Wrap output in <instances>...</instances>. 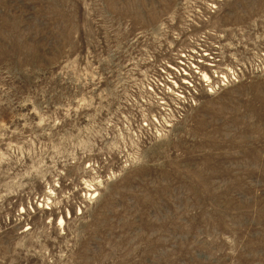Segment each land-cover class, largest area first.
I'll list each match as a JSON object with an SVG mask.
<instances>
[{"label": "rangeland", "instance_id": "374dc122", "mask_svg": "<svg viewBox=\"0 0 264 264\" xmlns=\"http://www.w3.org/2000/svg\"><path fill=\"white\" fill-rule=\"evenodd\" d=\"M212 4L0 0V264H264V0Z\"/></svg>", "mask_w": 264, "mask_h": 264}, {"label": "bare ground", "instance_id": "6f19581e", "mask_svg": "<svg viewBox=\"0 0 264 264\" xmlns=\"http://www.w3.org/2000/svg\"><path fill=\"white\" fill-rule=\"evenodd\" d=\"M193 53L196 54L195 52H193ZM193 57H194V56H191V55H190V56H189L190 60H193ZM185 58H186V57H185ZM189 58H188V59H189ZM201 63H203V62H202V61H198V62L195 63L194 60H193L192 67L195 68V69H197V70H200L201 75H202L204 81H206V82H210L211 78L209 77L208 70H206V69L204 70L203 67L200 66ZM181 65H182V66H185V67L187 66L186 63H183V62L181 63ZM207 66H209V67H215V65H213V64H209V65H207ZM183 71H184V72H187L188 70L184 69ZM185 75L188 76L189 73H186Z\"/></svg>", "mask_w": 264, "mask_h": 264}, {"label": "built area", "instance_id": "2783aa9c", "mask_svg": "<svg viewBox=\"0 0 264 264\" xmlns=\"http://www.w3.org/2000/svg\"><path fill=\"white\" fill-rule=\"evenodd\" d=\"M223 0H213L212 8L216 9V3L222 2Z\"/></svg>", "mask_w": 264, "mask_h": 264}]
</instances>
